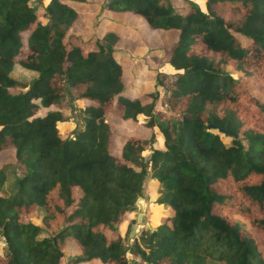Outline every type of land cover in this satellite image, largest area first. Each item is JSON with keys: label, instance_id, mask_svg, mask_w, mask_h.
Instances as JSON below:
<instances>
[{"label": "trees", "instance_id": "obj_1", "mask_svg": "<svg viewBox=\"0 0 264 264\" xmlns=\"http://www.w3.org/2000/svg\"><path fill=\"white\" fill-rule=\"evenodd\" d=\"M176 1L110 0L100 38L83 41L70 31L73 4L93 0H47L41 12L0 0V154H11L0 187L9 167L18 172L0 195V264H129L126 252L142 264H264V0H182V14ZM130 15L168 48L154 67L174 73L166 104L176 121L156 122L154 83L142 99L124 91L114 44ZM65 99L89 104L60 137ZM107 119L144 135L115 152ZM147 171L165 209L127 244Z\"/></svg>", "mask_w": 264, "mask_h": 264}, {"label": "rangeland", "instance_id": "obj_2", "mask_svg": "<svg viewBox=\"0 0 264 264\" xmlns=\"http://www.w3.org/2000/svg\"><path fill=\"white\" fill-rule=\"evenodd\" d=\"M46 1L47 0H29V4L36 12H41V7L43 5L41 3ZM109 1L110 0H93L92 3L73 4L74 9L77 12V19L72 25L70 31L77 34L83 41H87L91 37L98 38L99 35L101 36L98 31L100 26L99 23L106 15L104 5ZM173 6L176 12L182 14L186 11L187 4H185L182 0H177L173 3ZM117 18L118 17L115 16L112 19L117 20ZM121 20V22L125 25L123 26L120 24L118 27L123 33L124 39H120L114 44V51L116 53L115 59L121 67L122 81L125 86L124 91L126 95L128 97H139L142 99V93L151 88L154 83V88L158 92V99L154 103L152 110L156 122L159 124H165L168 119L176 121L180 115L174 112L173 109L166 104V99L174 79V73L167 67H160L157 68V70L154 67V65H156L154 57L162 56L164 54L167 55L168 48H163L158 37V33L147 28L142 18L130 15L128 18H122ZM126 26L128 30L126 29ZM11 75L16 79L21 80L29 78L24 71L16 68L12 71ZM243 85L251 96H254L259 100H263V96L258 93L256 87L250 82L245 81L243 82ZM65 102L67 106L63 109V113L66 120L60 125V137L69 135V132H71L75 126L79 127L81 125L80 117L77 115V112L79 109H82L89 104V102L85 100H66ZM107 120L111 124L113 132L110 144L115 152L119 150V145L124 137L131 134L144 135L137 131L133 127V124L129 121H122L118 119ZM139 120L142 121L143 118L140 117ZM151 147L161 148L158 139L152 142ZM149 153V148L143 152L142 156L144 160H148ZM7 159H11V154L9 152L6 151L3 154H0V165ZM148 169L149 165L147 167V170ZM17 175V170L12 167H9L6 170V180L0 187V195H8L14 192V178ZM156 185L157 184H155L154 180L150 177V172L147 171L146 176L143 179L141 194L138 196L143 199L144 215L141 223L137 224L134 237H128L129 232L127 233V244H130L138 237L140 230L154 228L156 219L159 217V213L164 212L165 207H157L154 202V199L159 192L158 186ZM39 215H41L40 211H38L36 218H34V223H39ZM234 219L237 223H239V225L243 227L247 226L246 221L239 216L235 215ZM251 232L256 239L259 248L262 249V234L255 229H252ZM1 241L2 239L0 238V253L2 250ZM64 251L65 255H69L72 252V248L67 245V249ZM125 256L129 264H142L138 257L130 254L129 252H126ZM66 258L68 259V257ZM208 264L219 263L209 261Z\"/></svg>", "mask_w": 264, "mask_h": 264}, {"label": "water", "instance_id": "obj_3", "mask_svg": "<svg viewBox=\"0 0 264 264\" xmlns=\"http://www.w3.org/2000/svg\"><path fill=\"white\" fill-rule=\"evenodd\" d=\"M208 128H214L213 125H208ZM220 131H224L223 128H218ZM133 207L136 208V215H135V220L134 223L130 227V231L128 233V237L132 238L135 235V231L137 228V224L141 223L142 217L144 215L143 212V199L140 197H137L136 201L133 204Z\"/></svg>", "mask_w": 264, "mask_h": 264}, {"label": "crops", "instance_id": "obj_4", "mask_svg": "<svg viewBox=\"0 0 264 264\" xmlns=\"http://www.w3.org/2000/svg\"><path fill=\"white\" fill-rule=\"evenodd\" d=\"M121 39H124V38H121ZM120 40V39H119Z\"/></svg>", "mask_w": 264, "mask_h": 264}]
</instances>
